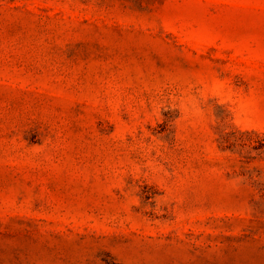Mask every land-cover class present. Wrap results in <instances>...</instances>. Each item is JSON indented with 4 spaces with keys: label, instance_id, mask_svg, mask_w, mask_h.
Here are the masks:
<instances>
[{
    "label": "rangeland",
    "instance_id": "1",
    "mask_svg": "<svg viewBox=\"0 0 264 264\" xmlns=\"http://www.w3.org/2000/svg\"><path fill=\"white\" fill-rule=\"evenodd\" d=\"M0 264H264V0H0Z\"/></svg>",
    "mask_w": 264,
    "mask_h": 264
}]
</instances>
